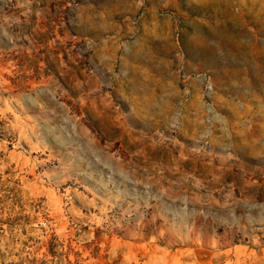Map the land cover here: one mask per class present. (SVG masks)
I'll list each match as a JSON object with an SVG mask.
<instances>
[{
    "label": "rangeland",
    "instance_id": "obj_1",
    "mask_svg": "<svg viewBox=\"0 0 264 264\" xmlns=\"http://www.w3.org/2000/svg\"><path fill=\"white\" fill-rule=\"evenodd\" d=\"M0 264H264V0H0Z\"/></svg>",
    "mask_w": 264,
    "mask_h": 264
}]
</instances>
